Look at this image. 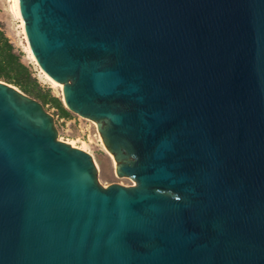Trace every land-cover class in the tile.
<instances>
[{
  "label": "water",
  "instance_id": "water-1",
  "mask_svg": "<svg viewBox=\"0 0 264 264\" xmlns=\"http://www.w3.org/2000/svg\"><path fill=\"white\" fill-rule=\"evenodd\" d=\"M31 51L135 185L103 187L0 80V264H264V0H19Z\"/></svg>",
  "mask_w": 264,
  "mask_h": 264
},
{
  "label": "rangeland",
  "instance_id": "rangeland-1",
  "mask_svg": "<svg viewBox=\"0 0 264 264\" xmlns=\"http://www.w3.org/2000/svg\"><path fill=\"white\" fill-rule=\"evenodd\" d=\"M12 0H0V23L2 30L13 44L15 51L21 55L22 61L30 67L34 77L38 80L43 89H50L52 94L62 99V92L41 74L40 68L33 62L27 52V40L22 28L21 21L15 16L12 10ZM45 109L54 116L59 133V140L66 143H73L76 148H85L98 169V180L103 187L112 184L133 186L130 178L118 177L111 158L105 153L102 141L91 124L83 117L72 113L71 119H62L56 115V110L49 106ZM74 147V146H73Z\"/></svg>",
  "mask_w": 264,
  "mask_h": 264
},
{
  "label": "trees",
  "instance_id": "trees-1",
  "mask_svg": "<svg viewBox=\"0 0 264 264\" xmlns=\"http://www.w3.org/2000/svg\"><path fill=\"white\" fill-rule=\"evenodd\" d=\"M0 80L17 87L26 95L40 101L44 107L56 110V115L62 119H71L72 114L68 111L62 100L52 94L50 89H43L34 77L32 70L15 51L11 41L2 30L0 23Z\"/></svg>",
  "mask_w": 264,
  "mask_h": 264
},
{
  "label": "bare ground",
  "instance_id": "bare-ground-1",
  "mask_svg": "<svg viewBox=\"0 0 264 264\" xmlns=\"http://www.w3.org/2000/svg\"><path fill=\"white\" fill-rule=\"evenodd\" d=\"M12 2H13L12 10H13L15 16L21 21L22 28H23V31H24V34H25V39L27 40V41H26V42H27V52H28L30 58L33 60V62H34L35 64L38 65V63H37V61H36V59H35V57H34L32 51H31V48H30V45H29V42H28V38H27V35H26V32H25V28H24V25H23V22H22V19H21V16H20V4H19V0H12ZM38 66H39V65H38ZM39 68H40V66H39ZM40 71H41V74L46 78V80H48V82H51V84H53L52 81L47 77V75L45 74V72H44L41 68H40ZM53 85H54V84H53ZM54 86H55V85H54ZM55 87H56V86H55ZM56 88H57V87H56ZM69 144H70L71 146L76 147L73 143H69ZM102 147H103L105 153L111 158V156H110V154L108 153V151H107V149L105 148V146L102 145ZM78 149L85 150L84 147H83V148H78ZM111 160H112V162H113V164H114V168L116 169L117 166H116L115 162L113 161L112 158H111Z\"/></svg>",
  "mask_w": 264,
  "mask_h": 264
}]
</instances>
